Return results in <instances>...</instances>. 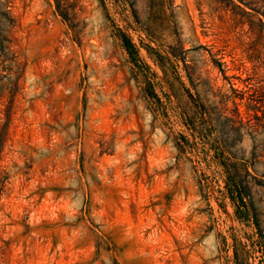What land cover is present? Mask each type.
I'll return each mask as SVG.
<instances>
[{"label": "rangeland", "instance_id": "rangeland-1", "mask_svg": "<svg viewBox=\"0 0 264 264\" xmlns=\"http://www.w3.org/2000/svg\"><path fill=\"white\" fill-rule=\"evenodd\" d=\"M0 264H264V0H0Z\"/></svg>", "mask_w": 264, "mask_h": 264}]
</instances>
